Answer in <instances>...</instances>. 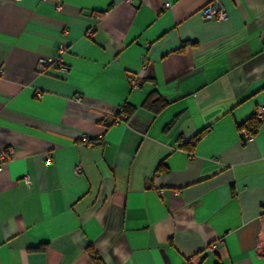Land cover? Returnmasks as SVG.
I'll use <instances>...</instances> for the list:
<instances>
[{
	"label": "crops",
	"instance_id": "0c3cea01",
	"mask_svg": "<svg viewBox=\"0 0 264 264\" xmlns=\"http://www.w3.org/2000/svg\"><path fill=\"white\" fill-rule=\"evenodd\" d=\"M59 1L0 0V264H264V0Z\"/></svg>",
	"mask_w": 264,
	"mask_h": 264
},
{
	"label": "built area",
	"instance_id": "2783aa9c",
	"mask_svg": "<svg viewBox=\"0 0 264 264\" xmlns=\"http://www.w3.org/2000/svg\"><path fill=\"white\" fill-rule=\"evenodd\" d=\"M17 2L21 1V0H15ZM62 8V4L60 3L59 0H56V11L60 12ZM202 16L207 19V20H217V21H224L227 19V13L225 11V9L222 7L221 3L218 0L212 1L209 4H207L201 11ZM92 35V31L90 33H88V36L91 37ZM68 51V45L67 43L63 42L59 45L58 47V55L57 57L54 58H39L37 61V65H36V73L39 75L45 74L47 72V70L49 68L52 67H57L60 71H64L66 70V66H65V62H64V58L63 55ZM130 84L133 87L137 86V78L135 76H131L130 77ZM124 119H126V115L123 112V109L121 108L119 110V113L114 117L113 119V123L112 122H108L107 120H104L102 122V124L104 126H109L111 124H117L121 121H123ZM254 119L258 122H264V106H260L258 107L255 115H254ZM245 134H249L250 133L245 130L244 131ZM82 140L83 141H88L90 140L89 137L87 135H83L82 136ZM14 155V149L13 148H8L5 149L3 151L0 152V164L3 161H6L10 158H12ZM50 162V161H49ZM1 168V165H0ZM79 168H76V172H79ZM24 182L26 185L30 186V179L28 177H26L24 179ZM208 251H215V246L211 245L208 248Z\"/></svg>",
	"mask_w": 264,
	"mask_h": 264
},
{
	"label": "trees",
	"instance_id": "16d2710c",
	"mask_svg": "<svg viewBox=\"0 0 264 264\" xmlns=\"http://www.w3.org/2000/svg\"><path fill=\"white\" fill-rule=\"evenodd\" d=\"M125 110V109H124ZM261 122H258L256 120H248L246 123L242 125V128L247 129L251 134H255L258 130V127ZM199 138V136L195 139V141ZM89 143H92L93 140H89Z\"/></svg>",
	"mask_w": 264,
	"mask_h": 264
}]
</instances>
